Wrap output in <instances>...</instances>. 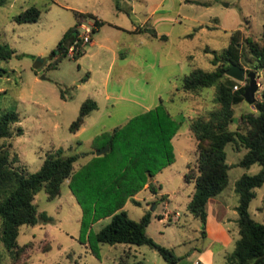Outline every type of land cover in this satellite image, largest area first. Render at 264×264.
Wrapping results in <instances>:
<instances>
[{"label":"rangeland","instance_id":"obj_1","mask_svg":"<svg viewBox=\"0 0 264 264\" xmlns=\"http://www.w3.org/2000/svg\"><path fill=\"white\" fill-rule=\"evenodd\" d=\"M117 1L119 8L116 0H6L0 5V44L7 43L15 50L8 61L1 63L5 72L0 75V116L5 111L18 113L17 125L23 133L10 142L12 151L19 157L15 164L28 172L38 170L46 155L58 148L66 155H78L72 175L90 164L94 156L114 159V152L96 155V145L115 127L146 112L147 106L153 108L161 103L174 118L177 111L193 116L206 113L215 106L212 87L204 88L200 95L176 90L181 78L191 70L214 68L213 54L205 48L220 52L235 34L243 54L242 67L248 71L250 61L244 55L248 59L251 56L245 38L264 42V0ZM157 4H163L158 11L162 14L159 22L149 19ZM30 6L40 9L39 19L16 22L15 16ZM74 10L100 15L105 23L92 37L118 52L125 51L128 43L135 44L139 38H145V44L138 46L139 54L129 52L135 63L129 65L118 57L106 78L110 52L102 54L104 51L98 45L87 43L85 55H65L55 68H47L51 50L57 48L63 33L75 23ZM153 26L168 38L153 36ZM133 27H141L142 33L127 31ZM89 72L91 79L83 80ZM259 72L264 85V71ZM86 99L95 100L98 107L85 117L84 132L76 134L69 126ZM233 108L235 120L231 129H235L241 114L254 110L245 100ZM171 143V162L148 179L155 193L143 187L132 195L139 204L128 197L121 209L134 220L149 210L151 218L146 231L158 244L172 248L180 257L176 264H193L201 251L197 247L213 241L216 228L233 226L232 241L224 247L219 242L212 245L213 264H224L238 238L235 182L241 175L254 174L261 167L257 163L248 168L238 165L245 149L236 150L231 143L226 144V161L231 165L229 181L222 192L207 201L206 229L211 235L203 237L200 219L187 209L194 183L184 180L187 164L196 157L195 139L182 130L172 137ZM263 198L264 184L255 188L249 204L251 216L261 222H264ZM34 203L46 219L40 218L35 225L20 226L17 243L26 246L19 263L122 264L125 260H142L145 264H167L148 245L95 241V233L109 222L110 216L87 218L85 225L86 214L71 188V177L62 183L58 196L48 199L42 188L36 193ZM0 264H18L5 247L1 234Z\"/></svg>","mask_w":264,"mask_h":264},{"label":"trees","instance_id":"obj_2","mask_svg":"<svg viewBox=\"0 0 264 264\" xmlns=\"http://www.w3.org/2000/svg\"><path fill=\"white\" fill-rule=\"evenodd\" d=\"M5 1L0 0V5ZM116 7L119 8L117 0ZM40 12L37 7L30 6L16 15L14 20L18 23L35 22ZM74 16L75 23L63 33L57 48L51 50L47 68H55L66 55L65 46L78 33L77 26L81 21L93 19V33L105 23L90 12L74 10ZM151 34L157 36L154 29ZM245 43L251 56L248 59L247 54L244 55L250 61L248 66L251 68L257 64V71H264V42L246 37ZM205 51L212 52L211 63L214 68L209 71L201 68L191 70L181 78V84L176 89L193 95H200L204 88L214 89V108L187 119L189 132L195 139L196 155L195 160L187 164L184 174L186 182L194 183L187 209L200 219L201 233L205 237L207 201L222 192L229 181L228 170L231 165L226 161L225 146L231 143L236 150L244 148L245 153L238 165L248 168L257 163L261 168L254 174L241 175L235 182L238 238L233 249L227 253L224 264H264V222L254 219L249 212L255 188L264 184V96L256 99L254 110L241 114L235 129H231L230 125L235 120L233 107L244 100L243 92L248 79L243 86L233 90L236 80L228 78L225 72L233 64L242 66V51L235 34L220 52L208 48ZM14 54L15 50L9 44H0V75L5 72L1 63L8 61ZM82 54L83 49L74 57ZM97 107L95 100H84L78 116L69 126L70 131L78 130L85 117ZM19 121L15 111H5L0 116V234L5 247L18 264H23L19 263V258L26 246L17 243L20 226L35 225L40 218L46 219L34 203L36 193L44 188L47 198L53 199L60 194L62 183L70 177L71 188L86 214L85 225L87 218L96 220L105 215L110 216L109 222L95 233V241L148 245L167 264L178 262L180 257L174 254L172 248L158 244L147 233L151 218L149 210L139 220H134L121 209L128 197L139 204L132 195L145 185L153 190L148 179L172 160L171 139L180 123L163 104L150 108L102 136L95 149L107 146L105 155L114 152V159L109 161L103 159L104 155L94 156L90 164L74 175L73 166L78 155H66L62 148L49 152L35 172H28L23 166L16 165L19 157L12 151L10 140L23 133L17 125ZM122 264L145 263L142 260H125Z\"/></svg>","mask_w":264,"mask_h":264},{"label":"crops","instance_id":"obj_3","mask_svg":"<svg viewBox=\"0 0 264 264\" xmlns=\"http://www.w3.org/2000/svg\"><path fill=\"white\" fill-rule=\"evenodd\" d=\"M162 6L163 4H157L151 11H150V16H149V19L150 18H153L154 21H160L161 19V15L162 14H158V11L162 9ZM81 12H87V11H81ZM91 13V12H90ZM93 15H95L97 17V19L99 20H103L102 17L98 14H95V13H92ZM156 33H157V38H161V35H164L163 36V39L166 40L168 38V35L165 33V32H160V31H157L155 26H153ZM100 28H97V31H100ZM128 32H133V33H137V34H141L142 31H141V27H133V29L131 31L127 30ZM190 34H188L189 36ZM145 38H139L137 40V42L135 44H130L128 43L127 46H126V50L125 51H117L116 49H114L111 45L107 44V43H102V42H99L97 43V41L92 37L91 38V41L89 42V45L90 46H94V45H98L100 47V49H102V54H104L105 52H110V60L108 62V65L106 67V78L108 76H110V72H111V69H112V66L115 65L117 63V60H118V57H121L122 60H126V62L130 65V64H134L135 63V58H131L129 56V52L130 51H133V53L136 55V54H139V47L138 46H141V45H144L145 44ZM116 43H118V40H116ZM86 54V50H85V47H83V55ZM101 64L98 63L97 64V67H100ZM122 67H124V65H121ZM87 75V76H86ZM84 77H86V80L85 81H88L89 79H91V75L92 73L89 72L87 73ZM83 77V78H84ZM106 78L104 80V82L106 81ZM109 95H106L105 97L107 98ZM149 106H147V110L150 109L148 108ZM193 115L192 114H184L183 112L181 111H177L176 112V116H175V119H177L180 123L179 125V128L176 132V134L174 135V137L178 136L180 134V132H183L184 133H188L189 132V128H188V121L187 119L192 117ZM174 117V116H173ZM85 130V120L82 124V126L75 131L76 134H81L82 132H84ZM190 133V132H189ZM144 189H149L151 190L150 188L147 187V185L144 186ZM153 190H151L152 192ZM153 193H155L153 191ZM178 218V217H177ZM173 221H175V219H173ZM229 221V218H227L226 222ZM221 228V229H220ZM220 228H216L215 229V232L212 234L213 235V241L209 242L206 246H204V244L202 243L199 247H197L198 249H201L200 252H198V256L194 259L193 261V264L195 261H199V264H213V261H214V255H215V251L214 249L212 248V245L214 242H219L220 243V246L224 247L226 246L230 241L233 240V236H234V233H235V229L233 226H229V225H225L223 227L220 226ZM210 230L206 229V236H210L211 235V232H209ZM238 232V231H237Z\"/></svg>","mask_w":264,"mask_h":264},{"label":"built area","instance_id":"obj_4","mask_svg":"<svg viewBox=\"0 0 264 264\" xmlns=\"http://www.w3.org/2000/svg\"><path fill=\"white\" fill-rule=\"evenodd\" d=\"M94 27H95L94 21L91 18L84 19L78 24L77 26L78 33L65 46L67 56L74 57V55L78 51L83 49L85 44L91 41ZM246 80L247 78L245 79L244 82H240L236 80V83L233 85V90H237L238 88L243 86L246 83ZM256 82H257V90L255 92V97L256 99H262L264 96V85L262 84V76L259 71H256ZM194 264H199V261H195Z\"/></svg>","mask_w":264,"mask_h":264},{"label":"water","instance_id":"obj_5","mask_svg":"<svg viewBox=\"0 0 264 264\" xmlns=\"http://www.w3.org/2000/svg\"><path fill=\"white\" fill-rule=\"evenodd\" d=\"M258 69L257 64H254L248 71L240 65L233 64L229 68H227L225 74L231 77L234 80L244 82L245 79H248V85L244 89L243 98L254 108V103L256 101L255 92L257 90V82H256V71ZM107 146L98 149L96 151V155H100L107 150ZM40 222V220H38Z\"/></svg>","mask_w":264,"mask_h":264}]
</instances>
